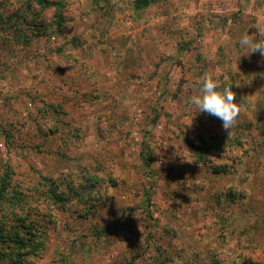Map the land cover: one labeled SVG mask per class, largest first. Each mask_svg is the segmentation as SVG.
I'll return each mask as SVG.
<instances>
[{
  "label": "rangeland",
  "instance_id": "obj_1",
  "mask_svg": "<svg viewBox=\"0 0 264 264\" xmlns=\"http://www.w3.org/2000/svg\"><path fill=\"white\" fill-rule=\"evenodd\" d=\"M49 1L0 0V177L73 196L32 201L22 264H264V58L238 43L264 0ZM205 73L230 136L187 103Z\"/></svg>",
  "mask_w": 264,
  "mask_h": 264
},
{
  "label": "trees",
  "instance_id": "obj_2",
  "mask_svg": "<svg viewBox=\"0 0 264 264\" xmlns=\"http://www.w3.org/2000/svg\"><path fill=\"white\" fill-rule=\"evenodd\" d=\"M143 1L148 3L150 0ZM39 2L46 6L52 4L49 0H39ZM71 197H73L71 194L54 187H50L46 194L40 190L38 195L34 190L26 192L16 189L11 187L7 175L3 174L0 177V262L5 260L7 264H10L11 260V264H15L16 261L22 264L23 261L20 258L23 254L22 249H32L39 244L32 237L43 230L44 214L40 213L38 217L39 211L36 209L39 206L35 205L33 200L40 201L44 198L56 205H64L71 200ZM44 213L48 214V212Z\"/></svg>",
  "mask_w": 264,
  "mask_h": 264
},
{
  "label": "clouds",
  "instance_id": "obj_3",
  "mask_svg": "<svg viewBox=\"0 0 264 264\" xmlns=\"http://www.w3.org/2000/svg\"><path fill=\"white\" fill-rule=\"evenodd\" d=\"M255 35L245 33L239 40L242 48L250 49L249 53L258 52L264 58V24L255 25ZM198 89L188 98L187 103L194 106L198 112H206L220 119L223 129L231 135L232 128L237 123L241 108L236 102V93L232 85L221 84L212 75L205 73L197 82ZM189 162H192L188 160Z\"/></svg>",
  "mask_w": 264,
  "mask_h": 264
}]
</instances>
